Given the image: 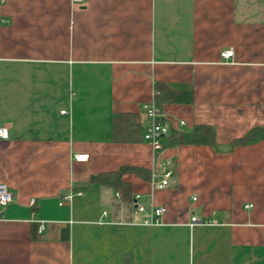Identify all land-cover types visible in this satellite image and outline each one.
Masks as SVG:
<instances>
[{"label": "crops", "instance_id": "1", "mask_svg": "<svg viewBox=\"0 0 264 264\" xmlns=\"http://www.w3.org/2000/svg\"><path fill=\"white\" fill-rule=\"evenodd\" d=\"M0 20V264H264V139L230 146L264 127V0H0ZM157 82L192 96L164 104L169 129L218 143L164 149L163 189L153 147L113 138L117 113L146 132ZM122 166L148 177L92 181Z\"/></svg>", "mask_w": 264, "mask_h": 264}, {"label": "trees", "instance_id": "2", "mask_svg": "<svg viewBox=\"0 0 264 264\" xmlns=\"http://www.w3.org/2000/svg\"><path fill=\"white\" fill-rule=\"evenodd\" d=\"M183 93L171 89L164 82L156 83L155 104L162 110L164 104L173 101L191 102L192 96L183 97ZM163 122V117L161 118ZM143 118L138 113H117L113 117V138L116 142H138L144 139ZM264 139V127H256L250 130L246 136L234 139L231 147L239 144L254 143ZM196 144V145H213L217 146L216 130L212 125H196L190 131H183L170 128L168 134L163 137V147ZM127 172L137 173L147 176L148 171L141 167L122 166L117 170L102 172L92 176V181L100 182L103 185L117 190L122 195H126L129 185L124 181L123 176ZM148 177V176H147Z\"/></svg>", "mask_w": 264, "mask_h": 264}, {"label": "built area", "instance_id": "3", "mask_svg": "<svg viewBox=\"0 0 264 264\" xmlns=\"http://www.w3.org/2000/svg\"><path fill=\"white\" fill-rule=\"evenodd\" d=\"M81 2L82 0H76ZM1 21V20H0ZM234 55L233 49L224 50L221 53L222 58L228 60ZM66 113V110L62 111ZM146 118L149 120V125L144 134V139L153 147L155 153V164L152 168V184L156 188H166L170 183V178L173 175V171L168 167L167 163L162 158V153L164 152L163 147V137L168 134L169 127L168 125L162 121L163 113L162 110L159 109L155 102L145 105ZM9 130L6 126H0V138L8 139L9 138ZM89 159V153H76L75 160L76 161H87ZM81 191H77L75 193L69 192L63 195L61 204L65 201H71L75 195H81ZM140 198V194L135 195L136 208L138 211H144L145 207L142 203L138 202ZM13 199V193L9 189V186L0 182V204L7 205ZM30 203L35 204V198L30 200ZM166 212L165 207H155L149 213L147 218L143 220L142 223L146 225H156L161 222V216ZM106 214V212L104 213ZM191 223H200L206 224L207 221H203L199 219L197 216H193L191 219ZM45 229V224L42 223L40 226V231Z\"/></svg>", "mask_w": 264, "mask_h": 264}]
</instances>
